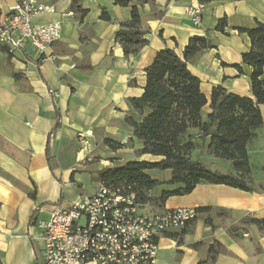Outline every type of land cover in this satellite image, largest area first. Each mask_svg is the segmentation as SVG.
Returning <instances> with one entry per match:
<instances>
[{
	"label": "crops",
	"instance_id": "obj_1",
	"mask_svg": "<svg viewBox=\"0 0 264 264\" xmlns=\"http://www.w3.org/2000/svg\"><path fill=\"white\" fill-rule=\"evenodd\" d=\"M18 1L0 0V19ZM36 1L53 11L36 16L34 23H61L60 39L46 51L54 59H40L27 45L12 53L0 45V264H42L35 223L48 220L55 207L93 194L101 170L131 160H160L137 154L140 143L124 123L133 114L129 101L143 94L145 69L156 52L170 49L182 56L191 38L204 37L226 20L225 34H210L215 47L188 63L207 99L201 112L206 118L214 87L253 98L251 68L241 63L251 44L238 29L264 24V0H129L138 8V28L147 44L125 56L116 33L130 20V7L115 0ZM198 4L204 5L202 18L193 26L185 7ZM102 12L108 21L100 18ZM259 111L262 126L247 146L250 172L244 181L251 191L200 183L163 203L155 199L180 185L150 192L146 212L197 211L183 229L158 239L156 264H264V233L250 222L264 218V104ZM204 151L199 149L197 159L207 169L236 175L226 161L206 162ZM155 172L146 171L160 182L171 178L169 170L161 178Z\"/></svg>",
	"mask_w": 264,
	"mask_h": 264
},
{
	"label": "trees",
	"instance_id": "obj_2",
	"mask_svg": "<svg viewBox=\"0 0 264 264\" xmlns=\"http://www.w3.org/2000/svg\"><path fill=\"white\" fill-rule=\"evenodd\" d=\"M78 0H74V3ZM115 5L130 7V20L122 23L116 41L122 45L124 55L136 54L147 41L139 30L140 15L136 5L129 0H115ZM100 18L109 20L102 12ZM226 20L220 19L212 32L188 41L182 56L164 49L155 53L145 69L146 82L143 94L131 99L133 114L124 123L131 129L132 137L140 143L139 156L158 157L156 162L131 160L120 166L103 169L97 180L107 186H125L134 192L145 205L153 199L150 192L161 185H180L172 191H163L155 201L163 203L171 196L189 194L196 185L209 183L251 191L244 179L250 172L247 146L262 126L259 105L264 104V24L256 23L252 29H238L250 40V50L241 56V63L251 68V93L253 98L227 93L214 87L210 96V113L202 118L201 112L207 99L200 89V81L188 69V63L200 54L215 47L210 34H225ZM240 69V66H237ZM145 110L149 113L143 116ZM143 116V117H142ZM201 149L214 159L226 161L236 173L221 175L207 169L189 153L196 148L195 138ZM109 147L118 144L105 141ZM169 170L166 182L152 179L146 171ZM252 225L264 233V218L253 219ZM199 264H206L200 262Z\"/></svg>",
	"mask_w": 264,
	"mask_h": 264
},
{
	"label": "built area",
	"instance_id": "obj_3",
	"mask_svg": "<svg viewBox=\"0 0 264 264\" xmlns=\"http://www.w3.org/2000/svg\"><path fill=\"white\" fill-rule=\"evenodd\" d=\"M204 5L185 7L193 26L200 25ZM53 11L36 0H19L0 19V45L9 53L30 46L42 60L61 37V23L37 24L36 16ZM79 140L87 146L83 137ZM146 205V204H145ZM125 186L100 182L91 195H80L65 208L55 207L48 220L35 223L42 243V264H156L158 239L183 229L197 216L192 208L144 211Z\"/></svg>",
	"mask_w": 264,
	"mask_h": 264
},
{
	"label": "rangeland",
	"instance_id": "obj_4",
	"mask_svg": "<svg viewBox=\"0 0 264 264\" xmlns=\"http://www.w3.org/2000/svg\"><path fill=\"white\" fill-rule=\"evenodd\" d=\"M195 140H196V148L194 149V150H192L190 153H189V157H190V159H192V160H195V159H197L198 158V151H199V149L201 148V146H200V142H199V140H198V138H197V136H196V138H195ZM204 153H205V155H207L208 157L206 158V159H208V161H206V162H209V159L210 160H212L213 159V157L211 156V155H209V154H207V152L206 151H204ZM204 156V155H203ZM210 164H212V162H210ZM222 167H224V166H222ZM226 168H228V166H227V164H226ZM161 172H163V171H160V170H156V172H155V174H153V175H156V176H160V178L161 177H163V174H160Z\"/></svg>",
	"mask_w": 264,
	"mask_h": 264
}]
</instances>
